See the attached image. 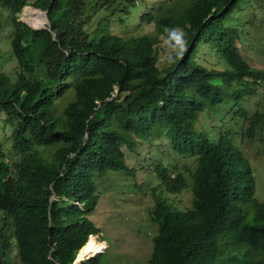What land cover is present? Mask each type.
<instances>
[{"label": "trees", "instance_id": "16d2710c", "mask_svg": "<svg viewBox=\"0 0 264 264\" xmlns=\"http://www.w3.org/2000/svg\"><path fill=\"white\" fill-rule=\"evenodd\" d=\"M133 1L0 0L9 13L16 64L14 80L0 73V113L10 143H0V264H72L84 248L100 249L93 236L99 229L88 217L97 202L94 177L126 170L122 148L134 151L138 141L158 137L194 157L195 167L187 208L151 192L156 231L147 264H215L222 246L237 250L236 264H264V226L256 224L264 205L253 197L249 165L228 131L212 141L194 124L203 110L236 106L264 87V70L244 61L237 44L249 14H238L240 3L250 0H177L153 17V33L107 32L115 14L135 9ZM24 6L47 8L49 29L19 21ZM22 14L32 27L45 23L34 22L39 13L33 10ZM173 28L182 31L186 51L159 69L158 36L171 39L166 29ZM202 45L221 69L196 62ZM241 115L238 121L247 119ZM263 120L254 112L246 135L253 137ZM53 144L56 170L34 148ZM153 166L166 192L185 186L181 173L170 178L161 161ZM243 207L251 222L243 221ZM100 256L80 264H103Z\"/></svg>", "mask_w": 264, "mask_h": 264}, {"label": "rangeland", "instance_id": "374dc122", "mask_svg": "<svg viewBox=\"0 0 264 264\" xmlns=\"http://www.w3.org/2000/svg\"><path fill=\"white\" fill-rule=\"evenodd\" d=\"M176 1L134 0L135 9L129 10L128 14L123 12L115 14L113 21L106 26V31L123 36L153 33V17L164 6L171 5ZM240 7L242 9L238 11L239 15L244 12H249V14L244 18L246 25L242 28L237 41L239 53L251 67L264 70V0H250L248 6L240 3ZM24 10H33L39 13L34 15V22L39 23L37 20L44 18L41 11L29 6L23 7L17 15V19L29 26L31 25L25 21V16L22 14ZM88 14L91 13L88 12ZM99 14L92 15L90 24L92 28L95 26ZM146 14H149V20L142 18ZM248 21L252 23L248 24ZM11 33L9 13L0 5V73L5 74L10 80H14L16 64L10 55ZM180 33L183 34L181 30ZM174 45L173 35L171 39L158 36L156 44L157 68L161 69L169 64V54H174L179 48ZM198 54L204 56V63ZM196 57H198L196 62L207 68L221 69L220 63L204 45L200 47ZM252 93L250 96L243 95L245 97L242 96L243 98L236 103V106L228 103L222 107L203 110L202 113L200 112L201 114H198L194 124L197 128L205 131L207 137L212 141L215 136H220L228 131V141L241 152L251 170L253 197L264 205V120L255 127L253 137L250 138L245 133L249 119L254 112L263 113L264 119V88L257 87ZM59 101L60 98H57L56 102L59 103ZM243 111L246 113L247 119L238 121L242 117L241 112ZM2 117L3 115L0 113V143L3 146H10L9 141H6L9 130L4 126ZM168 140L166 137H158L150 143L138 141L134 151L123 147L127 169L108 170L103 175L94 177L97 202L88 217L99 229V233L93 235L95 242L103 243V246L94 253L90 252L94 248L88 247L84 258L95 256L100 252L103 264H147L152 245L151 238L156 231V225L149 219L152 207V190L154 189L155 193L160 192L161 196L177 209L183 210L190 205L189 182L190 174L195 167L194 157L176 152ZM57 146L58 144L34 147L44 162L55 170L57 165L53 161L52 153ZM158 161H161L167 168L170 178H174L175 172L184 176L185 186L179 193H168L158 186V179L152 171L153 165ZM242 216L244 222H251L252 213L249 208H242ZM256 224L264 226V219L257 221ZM242 251L246 253L244 248ZM235 255H237V250L222 246L220 256L215 264H236L241 256L236 259ZM15 259L13 250L10 260ZM74 263L79 264V261Z\"/></svg>", "mask_w": 264, "mask_h": 264}, {"label": "clouds", "instance_id": "9594fccd", "mask_svg": "<svg viewBox=\"0 0 264 264\" xmlns=\"http://www.w3.org/2000/svg\"><path fill=\"white\" fill-rule=\"evenodd\" d=\"M25 7V6H24ZM23 8V7H22ZM33 9V8H32ZM37 10V9H36ZM39 11V10H38ZM42 12V11H41ZM47 19V18H46ZM24 23V22H23ZM25 24V23H24ZM27 26H28V24H26ZM44 25H45V23H44ZM28 27H30L31 28V26H28ZM42 27V26H41ZM33 28H35V27H33ZM36 28H39V27H36ZM45 28L46 29H48L47 28V25H45ZM39 29H42V28H39ZM166 31H168L170 34H172L173 35V38H174V40H175V45H174V47L175 46H178L179 47V50L177 51V52H175V54H169V56H168V61H169V63H174L175 62V60L176 59H178V58H180L182 55H183V53H184V51H186V41H184L183 39H182V35H181V33H180V30H178V29H175V28H173V29H166ZM262 88H264V87H262ZM96 256V255H95ZM93 257V256H92ZM85 260V259H84ZM74 261V260H73ZM82 262V261H81Z\"/></svg>", "mask_w": 264, "mask_h": 264}, {"label": "water", "instance_id": "95a60500", "mask_svg": "<svg viewBox=\"0 0 264 264\" xmlns=\"http://www.w3.org/2000/svg\"><path fill=\"white\" fill-rule=\"evenodd\" d=\"M46 12H47V8L44 11H42L41 13L43 14V17L45 19V25H47V28L49 29V24H48V21L46 19ZM31 28H33V27H31ZM39 28H45V26H42V27H39ZM39 28H33V29H39ZM52 37H54L53 34H52ZM115 91H116V89H115ZM89 257H92V256H89ZM86 258H88V257H86ZM86 258H84V259H86ZM84 259H82L81 261H83ZM81 261H79V264L81 263ZM74 262L75 261H73L72 264H75Z\"/></svg>", "mask_w": 264, "mask_h": 264}, {"label": "bare ground", "instance_id": "6f19581e", "mask_svg": "<svg viewBox=\"0 0 264 264\" xmlns=\"http://www.w3.org/2000/svg\"><path fill=\"white\" fill-rule=\"evenodd\" d=\"M92 250H94V249H92ZM96 250H98V249H96ZM96 250H95V251H96ZM99 250H100V249H99ZM99 250H98V251H99ZM81 251H82V250H81ZM81 251H80V253L77 255V261H75V262L81 261V259H83V258L85 257L86 252H87V249L84 248L83 251H82V252H81ZM98 251H97V252H98ZM99 253H100V252H98L97 254H99ZM97 254H96V255H97ZM75 260H76V259H75Z\"/></svg>", "mask_w": 264, "mask_h": 264}]
</instances>
